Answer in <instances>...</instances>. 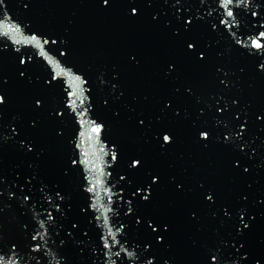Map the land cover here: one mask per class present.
<instances>
[{"label":"water","instance_id":"water-1","mask_svg":"<svg viewBox=\"0 0 264 264\" xmlns=\"http://www.w3.org/2000/svg\"><path fill=\"white\" fill-rule=\"evenodd\" d=\"M221 3L0 0L2 264H264V0Z\"/></svg>","mask_w":264,"mask_h":264},{"label":"snow or ice","instance_id":"snow-or-ice-1","mask_svg":"<svg viewBox=\"0 0 264 264\" xmlns=\"http://www.w3.org/2000/svg\"><path fill=\"white\" fill-rule=\"evenodd\" d=\"M102 2V5L103 6H109L110 5V0H101ZM244 3V0H222V3H221V7L224 9V16L227 17V18H222L220 23L225 25L228 29H231L233 27V25L236 23V17L238 15H240V13L238 11H234V8H239V6L241 4ZM130 12L132 15H135L136 12H137V9L135 7V5H133L131 8H130ZM253 16L257 15V13L253 12L252 13ZM230 18V19H228ZM186 23H191V21H186ZM14 31H19V28H15L13 29ZM7 34V33H5ZM264 33H260L259 36L252 40L251 41V46L257 50H260V49H264ZM34 42L35 45L39 48H43V46L41 45L40 41L35 37L33 36L31 41H29V43H32ZM239 42V41H238ZM45 43H47V41H45ZM186 48L189 49V50H194L196 48V45H195V42L194 41H189L186 43ZM41 54H45L42 50ZM196 57L200 60H203L204 59V53L201 51V52H197L196 53ZM23 73H21L22 75ZM75 94V93H74ZM5 103V97H3L2 95H0V105L4 104ZM37 104H39V101H37ZM139 123L143 124V121H139ZM92 132L96 133L97 135H99V133L101 132V127L99 126H95V127H92L91 129ZM200 135L204 138V139H207L208 138V133L207 131H201ZM164 139L168 142H171L169 137L168 136H165ZM225 139H227V137H225ZM113 159H115V156H113ZM130 166L134 167V168H139L142 166L141 164V161L139 159H133L132 161H130ZM245 171H247V169H245ZM153 181H155L157 178L156 177H153L152 178ZM94 187V186H93ZM93 188H90L89 191H92ZM25 199H27V197H25ZM145 199H147V197H145ZM207 199L208 200H212V196L209 194L207 196ZM137 223H139V221H137ZM149 228L152 229V231H156V227H154L151 223H149ZM244 227H247V225L245 224ZM166 230V229H165ZM111 234V233H109ZM160 241H163V236H158L157 237ZM33 239L35 240L36 237H33ZM102 240L104 241V247L105 248H110L112 245L109 244L107 242V239L102 237ZM39 247L40 245L39 244H36L35 245V249L36 250H39ZM241 247H243V245H241ZM13 249H15V246L13 245ZM210 261L212 262H215L216 261V257L213 255L211 256L210 258ZM0 264H2V258H0ZM11 264H19L18 261H12Z\"/></svg>","mask_w":264,"mask_h":264}]
</instances>
